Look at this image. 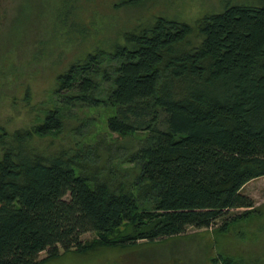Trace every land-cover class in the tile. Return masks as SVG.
Wrapping results in <instances>:
<instances>
[{"label": "trees", "instance_id": "trees-1", "mask_svg": "<svg viewBox=\"0 0 264 264\" xmlns=\"http://www.w3.org/2000/svg\"><path fill=\"white\" fill-rule=\"evenodd\" d=\"M36 8L53 28L68 21L81 37L92 28L78 0H36ZM128 25L56 72V97L38 119L0 126V264L162 238L245 206L217 229L255 209L240 188L264 174V2L226 0L192 22L157 14ZM98 105L109 110V130L143 131L121 158L131 178L100 169L85 145L33 141L60 130L67 110ZM85 230L95 235L82 238ZM219 255L212 260L245 263Z\"/></svg>", "mask_w": 264, "mask_h": 264}, {"label": "rangeland", "instance_id": "rangeland-1", "mask_svg": "<svg viewBox=\"0 0 264 264\" xmlns=\"http://www.w3.org/2000/svg\"><path fill=\"white\" fill-rule=\"evenodd\" d=\"M225 1L141 0L116 7L112 0H78L85 18L94 15V21L88 19L92 28L81 37L75 28H69L68 21L53 28L48 23L51 15L36 16V0H0V126L11 129L38 119L43 107L56 97L53 91L56 72L87 48L110 44L124 24L131 27L157 14L192 22L203 12L220 9ZM74 109L65 112L60 130L36 135L34 143L49 147L62 144L73 151L74 147L85 145L90 150L87 155L100 169L124 180L131 178L133 166L121 158L123 152L138 142L135 136L143 131L121 136L109 130L105 123L109 110L103 105ZM0 139H6L5 132ZM240 189L251 196L256 207L226 227L215 228L245 206L225 209L207 226L189 225L178 234L140 239L131 245L100 246L83 254L68 250L40 264H220L212 260L219 253L234 255L244 264H264V174L250 178ZM93 235V230H85L80 236ZM45 253V249L40 250L38 257Z\"/></svg>", "mask_w": 264, "mask_h": 264}]
</instances>
